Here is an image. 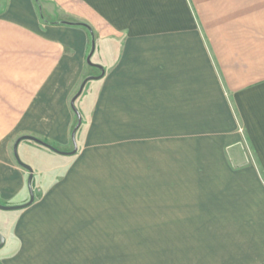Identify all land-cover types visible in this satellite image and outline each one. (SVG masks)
<instances>
[{
	"label": "crops",
	"instance_id": "crops-1",
	"mask_svg": "<svg viewBox=\"0 0 264 264\" xmlns=\"http://www.w3.org/2000/svg\"><path fill=\"white\" fill-rule=\"evenodd\" d=\"M175 130L246 182L244 210L199 213L213 264H264V0H0V205L30 201L19 138L61 152L19 143L34 201L0 210V264H124L106 170L127 140L167 165Z\"/></svg>",
	"mask_w": 264,
	"mask_h": 264
},
{
	"label": "rangeland",
	"instance_id": "rangeland-1",
	"mask_svg": "<svg viewBox=\"0 0 264 264\" xmlns=\"http://www.w3.org/2000/svg\"><path fill=\"white\" fill-rule=\"evenodd\" d=\"M193 134L184 138L175 130L174 154L167 165L160 154L135 158L133 141L127 140L125 155L106 170L104 183L110 199L103 210L120 213L122 219L110 223H123L130 240L120 262L213 264L222 255L210 247L212 236L204 228L209 222L214 228V220L198 217L199 213L244 210L246 182L234 169L244 165L236 164L237 156L227 143L226 159L235 172L221 169L212 141L194 139ZM199 144L204 148L198 153ZM258 174L264 182L263 173Z\"/></svg>",
	"mask_w": 264,
	"mask_h": 264
},
{
	"label": "water",
	"instance_id": "water-1",
	"mask_svg": "<svg viewBox=\"0 0 264 264\" xmlns=\"http://www.w3.org/2000/svg\"><path fill=\"white\" fill-rule=\"evenodd\" d=\"M88 63H89V64H92V62H91V57L88 58ZM84 86H85V83L82 85L79 94L82 92ZM74 102H75V100L73 101L72 106H73V109L75 110V112H76V114H77V116H78V125H77V127H76V129H75V131H74L73 138H72V142H73V145H74V151H73L71 154H75V153L77 152V150H78V145H77V141H76L75 134H76L77 130L79 129L80 125H81V116H80V114L78 113V111L75 109ZM23 140H31V141H34V142H36V143H38V144H40V145H43V146H45V147H47V148H50L51 150H53V151H55V152L61 153V152H59L58 150H56L55 148L51 147L50 145H48V144H46V143H44V142H42V141H40V140H38V139H35V138H32V137H21V138H19V139L16 141V143H15V146H14V152H15V157H16L17 162H18L21 166H23V167H25L27 170H29V172H30L29 181H28V187H29V192H30V201H29V203H28L27 205H24V206H3V205H0V210H3V211H15V210H20V209H23L24 207L30 205V204L34 201V192H33V187H32L33 169H32L30 166L24 164V163L21 161V159H20V157H19V154H18V146H19V143H20L21 141H23ZM62 154H63V153H62ZM4 242H5V239H4V237L0 234V248L4 245Z\"/></svg>",
	"mask_w": 264,
	"mask_h": 264
}]
</instances>
